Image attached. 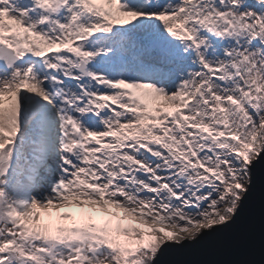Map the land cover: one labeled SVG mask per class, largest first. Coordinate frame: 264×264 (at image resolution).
Wrapping results in <instances>:
<instances>
[{"label": "snow or ice", "instance_id": "6c2138e0", "mask_svg": "<svg viewBox=\"0 0 264 264\" xmlns=\"http://www.w3.org/2000/svg\"><path fill=\"white\" fill-rule=\"evenodd\" d=\"M264 167V0H0V264H163Z\"/></svg>", "mask_w": 264, "mask_h": 264}, {"label": "water", "instance_id": "95a60500", "mask_svg": "<svg viewBox=\"0 0 264 264\" xmlns=\"http://www.w3.org/2000/svg\"><path fill=\"white\" fill-rule=\"evenodd\" d=\"M163 264H264V167L233 223L184 249L168 250Z\"/></svg>", "mask_w": 264, "mask_h": 264}]
</instances>
